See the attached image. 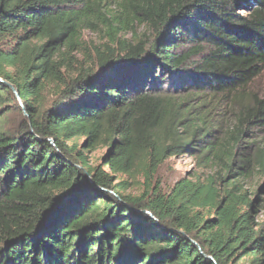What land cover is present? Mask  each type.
<instances>
[{"label": "trees", "instance_id": "16d2710c", "mask_svg": "<svg viewBox=\"0 0 264 264\" xmlns=\"http://www.w3.org/2000/svg\"><path fill=\"white\" fill-rule=\"evenodd\" d=\"M263 70L264 0H0V264H264Z\"/></svg>", "mask_w": 264, "mask_h": 264}, {"label": "rangeland", "instance_id": "374dc122", "mask_svg": "<svg viewBox=\"0 0 264 264\" xmlns=\"http://www.w3.org/2000/svg\"><path fill=\"white\" fill-rule=\"evenodd\" d=\"M113 9V5L111 6ZM136 31L141 32L143 30V26L141 24L136 25ZM129 33H126L125 36L129 37ZM83 37L85 39L99 41L100 37L96 33V31H91L89 29H86L83 33ZM255 89H259L261 91H264V70L259 75V77L255 80L254 83ZM263 142H264V135L262 136ZM99 155V152L92 154L91 161L94 165H96L99 160L96 157ZM105 170H107L106 167H104ZM194 171H201L200 168H197L195 157L189 155V154H183V155H177V156H171L167 162L162 166L160 170V174L162 177V180L165 185L172 184L178 177L182 175H187L188 172H194ZM204 172H209L210 170H203ZM255 186H262L263 180H259L258 177H256L253 182ZM258 184V185H257ZM262 194L264 195V191H262ZM262 213V212H261ZM262 215H259V218H261Z\"/></svg>", "mask_w": 264, "mask_h": 264}, {"label": "water", "instance_id": "95a60500", "mask_svg": "<svg viewBox=\"0 0 264 264\" xmlns=\"http://www.w3.org/2000/svg\"><path fill=\"white\" fill-rule=\"evenodd\" d=\"M12 90L18 96V92H17V90L14 87H12ZM146 213H148L150 215V217L153 218V215L149 211H146Z\"/></svg>", "mask_w": 264, "mask_h": 264}]
</instances>
